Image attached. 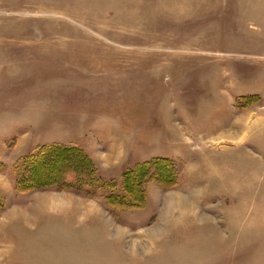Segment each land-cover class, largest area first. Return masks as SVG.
<instances>
[{
	"label": "rangeland",
	"instance_id": "1",
	"mask_svg": "<svg viewBox=\"0 0 264 264\" xmlns=\"http://www.w3.org/2000/svg\"><path fill=\"white\" fill-rule=\"evenodd\" d=\"M0 264H264V0H0Z\"/></svg>",
	"mask_w": 264,
	"mask_h": 264
}]
</instances>
